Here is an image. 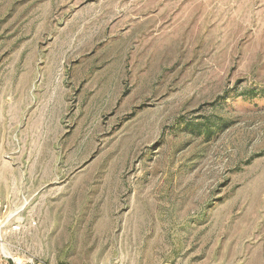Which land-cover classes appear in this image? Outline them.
<instances>
[{
    "label": "rangeland",
    "instance_id": "obj_1",
    "mask_svg": "<svg viewBox=\"0 0 264 264\" xmlns=\"http://www.w3.org/2000/svg\"><path fill=\"white\" fill-rule=\"evenodd\" d=\"M0 202L9 264H264V0H0Z\"/></svg>",
    "mask_w": 264,
    "mask_h": 264
},
{
    "label": "bare ground",
    "instance_id": "obj_2",
    "mask_svg": "<svg viewBox=\"0 0 264 264\" xmlns=\"http://www.w3.org/2000/svg\"><path fill=\"white\" fill-rule=\"evenodd\" d=\"M0 249L3 252V254L7 257L11 256V251L9 252L7 246L5 245V243L3 242L2 236H1V231H0Z\"/></svg>",
    "mask_w": 264,
    "mask_h": 264
},
{
    "label": "crops",
    "instance_id": "obj_3",
    "mask_svg": "<svg viewBox=\"0 0 264 264\" xmlns=\"http://www.w3.org/2000/svg\"><path fill=\"white\" fill-rule=\"evenodd\" d=\"M0 264H9V261L3 255H0Z\"/></svg>",
    "mask_w": 264,
    "mask_h": 264
},
{
    "label": "trees",
    "instance_id": "obj_4",
    "mask_svg": "<svg viewBox=\"0 0 264 264\" xmlns=\"http://www.w3.org/2000/svg\"><path fill=\"white\" fill-rule=\"evenodd\" d=\"M185 127H186V128H190L188 124L185 125ZM198 128H199V129H198ZM195 130H198V131H199V130H200V127H196V126H195L194 129H193L192 131L195 132ZM210 130H211L210 127H208V128L206 129L207 134L210 132Z\"/></svg>",
    "mask_w": 264,
    "mask_h": 264
},
{
    "label": "built area",
    "instance_id": "obj_5",
    "mask_svg": "<svg viewBox=\"0 0 264 264\" xmlns=\"http://www.w3.org/2000/svg\"><path fill=\"white\" fill-rule=\"evenodd\" d=\"M6 207L0 202V212H5ZM15 262V261H14Z\"/></svg>",
    "mask_w": 264,
    "mask_h": 264
}]
</instances>
